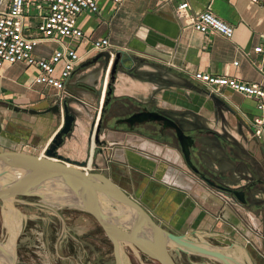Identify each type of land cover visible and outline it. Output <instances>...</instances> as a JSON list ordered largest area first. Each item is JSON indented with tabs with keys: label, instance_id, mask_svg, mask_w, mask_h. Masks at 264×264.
<instances>
[{
	"label": "crops",
	"instance_id": "0c3cea01",
	"mask_svg": "<svg viewBox=\"0 0 264 264\" xmlns=\"http://www.w3.org/2000/svg\"><path fill=\"white\" fill-rule=\"evenodd\" d=\"M179 1L181 0H122L119 4H114L110 0H98V12L82 11L75 18V26L84 35L78 42L79 53H84L88 42H85V38L105 37L120 56L114 65L131 71L135 67L134 60L140 62V66H137L139 75L126 76L138 81L133 82V91L136 93L141 88V83L151 88V92L142 93L140 97L117 92L114 90L115 86L105 90L109 83L105 73L104 76L100 73L97 78L95 71L84 78L88 69L98 68L95 63L100 59L93 61L87 57L76 66L65 83V92L61 94H57L51 87L34 82L38 73L34 66L16 62L0 67L1 148L4 146L8 150L42 155L61 126V105L65 101L68 110L78 112L83 109L85 112V120L74 117L73 122L75 125L76 120L82 121L79 128H83V133L76 134L72 125L69 139L67 138L71 141L72 149L62 144L56 148V152L70 161L84 160L87 153L82 152L81 147H86L89 142L87 132L92 120L90 114L97 111V101L103 98L105 91L112 97H126L140 102H147L154 90H158L160 95L162 91L163 97L160 98L157 94V98H152L155 100L153 104L163 110L177 109L179 112L187 111L184 105L188 104L192 115L183 118L189 122L193 116H199L201 109L205 107L204 109L209 110L210 117L204 123V128L213 138L218 137L222 144H231L237 150L235 153L228 151L224 156L219 154L218 147L212 145L206 148L213 155L208 166L212 174L224 186L236 188L244 194L245 201L241 202L233 196L237 204L231 203L237 207L239 215L221 205L230 200L214 194L218 190L204 182L189 167V174L192 176L189 179L181 169L172 172V167L165 164L161 171L155 172L154 163L148 155L146 158H138L135 154H129L150 178V182L142 183L139 197L147 204L153 199L160 202L158 206L152 203L157 221H165L178 231L177 234L192 232L193 238L208 240L212 244L237 243L248 253L252 252L253 257H250L254 264H264V206L261 204L264 189L259 186L261 181L264 182V174L257 175L254 172L255 167L264 165V148L259 140L250 136L248 126L249 119L257 114L254 101L225 88L221 92L228 94V98L212 94L191 78L192 72L199 70L233 77L242 82H254L264 89V63L252 51L257 45L264 50V0H186L191 14L208 11L231 26L230 38L210 31L200 33L184 26L174 15V7ZM8 2L9 0H0V6L5 7ZM29 10L30 14L23 18V33L36 36L38 33L35 24L39 17L31 13L33 7ZM57 44L56 41L45 40L33 48V53L45 57ZM114 57L115 54L110 62L111 66ZM119 88L127 90L124 89V84H120ZM171 92L177 95L170 94ZM10 104L36 112L16 111ZM53 104H58L60 117L50 111L40 112ZM219 108L220 119H217L213 111ZM172 115L177 116L176 113ZM107 136L111 135L103 133L99 136V139L105 140L106 148L127 143L118 134L113 136L116 140L108 139ZM129 145L137 146L132 142ZM95 157L96 162L101 161L100 155ZM176 159L179 162L178 157ZM172 164L181 168L179 163ZM250 182H256L255 185L258 186L251 188V191L245 190L244 187ZM234 249L236 248L227 253L231 252L239 258Z\"/></svg>",
	"mask_w": 264,
	"mask_h": 264
},
{
	"label": "rangeland",
	"instance_id": "374dc122",
	"mask_svg": "<svg viewBox=\"0 0 264 264\" xmlns=\"http://www.w3.org/2000/svg\"><path fill=\"white\" fill-rule=\"evenodd\" d=\"M117 59H120V56ZM134 62H135V67H133L131 71L124 70L120 66H115L114 74H113L114 77L112 80H110L109 78L110 68H111L110 65L107 72V83L108 82L110 83L111 89L115 86L114 90L117 92L118 91L126 92V93H130L134 97L137 96L140 97L142 93L151 92V88L147 87L148 86L147 84H143L139 82L141 83V88H138L137 93L133 91V87H134L133 82L134 81L138 82V81L132 78H127L126 76H134L135 74H136L135 76L139 75V72H137V66H140V62H138L137 60H134ZM95 64L96 66H98V68L95 70L88 69L89 71L83 76L84 78H86V76H89L90 73H94L95 71L97 78L100 77V73L104 76V73L106 72V68L105 66L103 67L101 60H97V63ZM120 84L122 85L124 84V89L127 90L120 89L119 88ZM160 93L161 95L158 93V90H154L153 94H150L149 99L147 100L146 103L151 105L153 102H155V100L153 101L152 98L153 97L157 98L156 97L157 94H159L160 98H162L163 97L162 91ZM170 94L177 95L176 93H172V92ZM212 94L215 95L217 94L223 98H228V94L222 93L221 90L218 93L213 92ZM127 104H129L130 107L133 108L138 107L140 105L134 100L128 101ZM184 108H186L187 111L179 112L177 109L176 110L178 112L176 110L175 111L163 110V109L161 110L166 112V114L176 113L177 116H179V118L177 119L179 123L178 125L181 126V128L184 129L185 131L190 132V134L193 137L192 158L198 165H201L203 168H206L207 170L209 169L208 166H210V161L213 155L206 148L212 145L214 147H218L219 154L224 156L227 155L228 151H233L234 153L237 151L236 149H233L234 148L233 145L222 144L220 138L218 137L213 138L212 137L213 135L204 128V123L206 122V120H208V117H210L209 110H206L204 109L205 107H203V109H201L200 111L201 112L200 115L197 117L193 116L192 121L189 122L185 120L183 117L192 115L189 112L190 107L187 104L184 105ZM219 110L220 108L213 111L217 119H220ZM69 111L77 119H80L82 121L85 120V115H84L85 112L83 111V109H80V111L78 112L71 109H69ZM118 111L121 112L123 110L121 108L120 109L118 108ZM95 112L96 110H94V112L90 114L91 118H93ZM53 114L55 116L57 115L60 117V114L58 112ZM80 120H76V123L74 125V131L76 132V134L83 133V128H79V123H82V121ZM209 124L211 125L212 122L210 121ZM70 133L71 132L62 135V139H61L62 143L59 145L63 144L66 145V147H69V149L70 148L72 149V147L70 146L71 141L67 140V138L69 139ZM115 134L117 133H110L111 136H107V138L108 139L113 138V140H116L115 137H113ZM118 137H121V140L126 139L127 143L125 144V142H123L122 145L114 144L111 145V147H107L102 156L104 160L103 159H101V161L99 160L98 165L90 167L88 171L100 172L105 176H107L108 178H110L115 184H117L126 194H128L134 200L138 199L137 202L150 214V216L154 219V221L159 223L157 221L158 220L157 214L154 213L153 211L154 207L152 206L154 204L155 205L157 204L158 206L160 205V202H157L156 199H153L151 200V202L147 204L142 200V197H139L138 194L139 190H141L140 187L142 186V183L149 181L150 178L146 176L147 172L144 169L140 168L141 166L137 164L133 159V157L129 154H133V155L135 154L138 158H146V156L148 155L149 159H151L154 163L155 172L156 170L161 171L162 167L164 166L163 164H165L166 166L168 165L172 167L171 169L172 172L176 170L180 171L181 169L182 170L181 172H183L186 175V177L189 179L192 177L189 174L191 173V171L188 168V166L184 163L181 153L179 152V149L174 139L164 141L162 143H156L153 141L152 137L149 136L142 137L136 133H130V132H123L121 134H118ZM92 142L93 141L91 139V141L88 142V145H86V147L82 146L83 147L82 148L80 146L81 151L86 152L87 156H91V154H89V148ZM129 142L130 143L132 142L137 146L129 147L130 146ZM4 144L7 145V143ZM92 145L94 147L97 146V144H95L94 142L92 143ZM0 150H8V149H6V147L4 146L3 148H1V144H0ZM64 150L66 151V148H64ZM115 153H118L119 155L122 156L118 157V155H116ZM177 157L179 162L177 161V159L175 160V158ZM170 162L179 163L181 168H178L175 164H172ZM82 167L84 168V166ZM243 167L246 168L245 165ZM254 172L257 175H263L264 165H261L260 167L259 166L255 167ZM154 182L156 183L157 181L155 180ZM255 183L252 182V188L258 186L257 184L255 185ZM259 186H261V189H264V182L261 181ZM214 194L219 196V198L223 197L225 198V200L229 199L230 200L229 203L225 201L221 203V205L229 209L232 213L239 215V210L237 209V207L231 205L232 202H235L234 204H237V202L230 193H226L227 194L226 195L225 192L218 190L215 191ZM263 200L261 204L264 206ZM10 206L11 208L9 210V206L7 207V204H4L2 201H0V242L4 243L9 238V233L6 228L7 226L4 222L5 221L4 215L8 213V211H12L16 216L17 220L18 221L20 220L17 224L18 231L16 229V232L12 238V241H14L15 238V241L12 243L14 248L13 264H80L81 255L83 253H87L86 251H88L86 249V246H84L85 250H83V245H86L85 241L87 236L85 231L88 228H92L93 225L97 227V222L94 220L92 216H90L84 211L72 207L62 206L60 208H56L50 206L49 204L40 202L39 199L35 197H17L15 200H12L10 202ZM159 224L163 228H165L166 230L172 233L175 234L178 233V231L172 229L169 226V224L163 220L160 221ZM240 224H244V223L240 222ZM99 236L101 240L100 242L101 264H113V258L111 255L112 254L111 242L101 227L99 231ZM74 238H78L80 243L76 241ZM194 239L197 238L194 237ZM71 243L74 245V247L72 248H70ZM67 244L69 245L68 248H67ZM236 249H234L235 252H238ZM89 253H91V251H89ZM171 253L177 264H220L215 260L196 254H189L183 252L177 253L173 250H171ZM231 254H232L231 252L230 254L228 253L230 257L234 258L235 256ZM247 255L248 257L246 260V256L240 251L238 252V256H239L238 259L244 264H254L251 260V257H253L252 252L251 253L247 252ZM120 260H121L120 264H158L156 261L148 258L143 254H140L138 251L133 250L132 248H130L125 244L122 246V252L120 253Z\"/></svg>",
	"mask_w": 264,
	"mask_h": 264
},
{
	"label": "water",
	"instance_id": "95a60500",
	"mask_svg": "<svg viewBox=\"0 0 264 264\" xmlns=\"http://www.w3.org/2000/svg\"><path fill=\"white\" fill-rule=\"evenodd\" d=\"M118 57L119 53L116 52L110 68V80L114 77V63ZM97 59H100L103 66H106L109 54L98 52L91 58L93 61ZM9 106L16 111L36 112L33 109L19 108L13 104ZM46 111L60 112L58 104H53L40 112ZM61 112L62 123L53 136L59 140L62 139L63 134L71 131L73 124V117L68 114L65 101L61 105ZM154 115L173 128L185 163L190 167L188 146L192 139L172 119L149 111L132 114L127 119L140 116L137 119L141 120L147 117L152 118ZM57 145L58 142L50 143L42 155L20 150H0V201L15 200L17 197H35L40 202L56 208L66 206L86 212L94 218L110 240L116 264L121 263L120 253L124 244L133 246L136 251L159 264H177L171 250L177 253L200 255L221 264H244L227 253L228 250L237 248L247 260L246 250L237 243L212 244L204 239H194L192 232L175 234L166 230L110 178L100 172L76 168L75 166H84V162L70 161L63 157L56 152ZM16 171L20 172L14 176ZM223 188L241 202L244 201L241 190L226 186ZM125 221L129 222L128 227ZM3 249H5V244L0 242V253L3 259H6L7 264H13L12 254L9 253L6 256Z\"/></svg>",
	"mask_w": 264,
	"mask_h": 264
},
{
	"label": "built area",
	"instance_id": "2783aa9c",
	"mask_svg": "<svg viewBox=\"0 0 264 264\" xmlns=\"http://www.w3.org/2000/svg\"><path fill=\"white\" fill-rule=\"evenodd\" d=\"M97 1L9 0L5 7L0 6V67L16 62L34 66L38 70L34 82L51 87L57 94H61L65 92V83L76 66L88 59L87 57L92 58L98 52H106L109 54L106 75L115 54V49L109 45L107 38L88 40L85 38V42H88L84 53L77 51L78 42L84 38V35L75 26V18L82 11L98 12ZM110 1L119 4L122 0ZM31 7H33V15L39 17V21L35 24L38 33L36 36L23 33V18L26 14H30ZM174 15L184 26H189L200 33L210 31L225 38H230L232 35L231 26L220 21L210 12L201 11L191 14L186 0H181L175 5ZM45 40H53L58 44L45 57L35 55L33 48ZM252 51L258 54L260 62L264 63V50L261 46H254ZM191 78L212 93H218L225 88L251 98L257 114L248 122L250 136L259 140L264 148V89L259 84L199 70L192 72Z\"/></svg>",
	"mask_w": 264,
	"mask_h": 264
},
{
	"label": "flooded vegetation",
	"instance_id": "af4514ba",
	"mask_svg": "<svg viewBox=\"0 0 264 264\" xmlns=\"http://www.w3.org/2000/svg\"><path fill=\"white\" fill-rule=\"evenodd\" d=\"M110 88H111V85L110 83H108V86L106 87L105 90H108ZM128 101H133V100L131 98H126V97H112L111 94L107 93L106 91L104 93L103 98L100 99V101H97L98 109L94 113V116L91 120L90 126L88 128V132H87L88 141L90 142L92 139V141L95 144H97V146L94 147L92 145L93 143L92 142L91 143L92 146L90 145V148H89V154H91V156H87L84 160H81L84 162L83 164H84L85 170H88L92 166L98 165V162H96L94 158L96 155H100L101 159H103L102 156L106 149V142L103 138L99 139V136H101V134L103 133H109V134L110 133L120 134L123 132L136 133L142 137H148V136L152 137L153 141L156 143H162L164 141L174 139L179 149V152L181 153V146L179 144V141L176 138L173 128L169 126L166 122H164L162 119L157 117L156 115H154V117L152 118L147 117L141 120L137 119V118H140V116H136V118H132V119H127L132 114L149 111V112H154L157 115L167 116L168 118L172 119V121L179 124L177 120L179 116H175L172 114H166V112L162 111L159 107L155 106V104L152 103L150 105V104H147L146 102H140L138 100H134V101L140 105L138 107L133 108V107H130L129 104H127ZM118 108L119 109L121 108L123 111L119 112ZM68 114L71 115L74 120V115L70 113L69 110H68ZM71 130H72V127H71ZM182 130L184 131L186 135H189L190 138L192 139L191 144L188 146V160H189V166L191 167L189 168L197 176H199L204 182L215 187L217 190H220L225 193H230L232 195L231 192H228L227 190L223 188L224 186L223 183L220 180H218L214 176V174H212V171L210 169L207 170L206 168H203L201 165H198L193 160L192 158L193 137L189 131H185L184 129ZM57 142H58V145H57L58 147L59 144L62 143V140H59V138H54V142H52L51 140L50 143L56 144ZM181 156L183 158L182 153H181ZM183 161L185 163L184 158H183ZM219 175L220 174L218 173V176ZM250 188H252V182L248 183L244 187L245 190L250 189ZM242 196H244V194ZM243 200H244V197H243ZM99 231H100V226L98 224H97V227L93 225L92 228H88L85 231L87 236H86V241L84 240L86 245H83V250H85L84 246H86V249L88 251H86L87 253H83L81 255L80 264H101V256H100L101 255L100 254L101 240L99 236ZM74 239L79 242L78 238H74ZM68 247L69 245L67 244V248ZM72 247H74V245L71 243L70 248ZM89 251H91V253H89ZM111 252H112V248H111ZM111 255L113 258V264H116L114 256H113V252Z\"/></svg>",
	"mask_w": 264,
	"mask_h": 264
},
{
	"label": "bare ground",
	"instance_id": "6f19581e",
	"mask_svg": "<svg viewBox=\"0 0 264 264\" xmlns=\"http://www.w3.org/2000/svg\"><path fill=\"white\" fill-rule=\"evenodd\" d=\"M76 168H79V169H85V168H83V167H81V166H75ZM18 172H20V171H16L15 173H14V176H16V174H18ZM14 199V198H13ZM12 200V199H11ZM11 200H6V201H4L3 203L4 204H7V207L9 206V210H10V208H11V206H10V202H11ZM7 209V208H6ZM14 210V209H13ZM4 211V210H3ZM7 212V211H6ZM4 214V213H3ZM20 216H21V214H20ZM4 219H5V224H6V228H7V230H8V233H9V238H8V240L6 241V242H4V244H5V249H3V251H4V253L6 254V256H8L9 255V253H10V255L12 254V256L14 255V253H13V245H12V243L15 241V238H14V241H12V238H13V236H14V234H15V232H16V229H17V224H18V222L20 221H18L17 220V218H16V216L14 215V213L12 212V211H8V213H6L5 215H4ZM125 223V225L128 227L129 226V222L128 221H125L124 222ZM17 231H18V229H17ZM17 234V233H16ZM125 245H128V246H130L133 250H136L133 246H131V245H129V244H125ZM5 258V257H4ZM0 264H7L6 263V259H3V256H2V254L0 253Z\"/></svg>",
	"mask_w": 264,
	"mask_h": 264
}]
</instances>
